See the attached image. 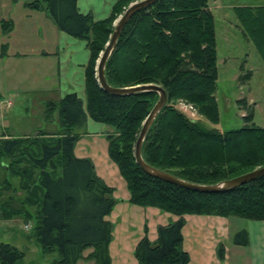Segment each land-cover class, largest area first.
<instances>
[{
	"label": "trees",
	"instance_id": "16d2710c",
	"mask_svg": "<svg viewBox=\"0 0 264 264\" xmlns=\"http://www.w3.org/2000/svg\"><path fill=\"white\" fill-rule=\"evenodd\" d=\"M78 0H36L24 7L45 12L58 31L83 40L89 51L84 69L85 107L74 94L45 104L43 120L58 115L55 134L0 139V168L4 196L2 218H20L30 226L41 256L54 255L49 264H111L108 252L112 224L107 220L116 201L114 190L96 175L88 159L73 150L88 117L112 129L107 134L108 157L126 183L129 204L155 208L178 220L157 228V240L139 241L134 258L138 264H188L182 248L184 216L240 218L264 222V177L233 190L205 194L188 191L144 174L134 160V145L141 126L158 100L153 92L114 97L104 93L96 79V62L113 31V23L131 4L117 0L108 18L94 21L79 14ZM212 0H158L134 14L123 28L116 48L105 66V79L113 88L156 85L167 102L149 129L141 150L146 164L178 179L198 185H215L264 166V128L253 123L254 111L244 100L243 126L220 133L180 112L175 104H191L207 122L219 123L217 43ZM243 33L257 40L256 28L264 7H233ZM11 31V21L1 22ZM260 28V26H259ZM264 33V30H262ZM261 31V32H262ZM5 55L2 51L1 56ZM264 62V56L262 54ZM243 70V64L240 66ZM251 72L239 76L249 80ZM4 160H8L5 163ZM17 180V186H13ZM239 247L249 245L246 231L233 237ZM91 252L84 257L83 253ZM224 248H217L224 260ZM25 253L0 243V264H23Z\"/></svg>",
	"mask_w": 264,
	"mask_h": 264
},
{
	"label": "crops",
	"instance_id": "0c3cea01",
	"mask_svg": "<svg viewBox=\"0 0 264 264\" xmlns=\"http://www.w3.org/2000/svg\"><path fill=\"white\" fill-rule=\"evenodd\" d=\"M116 1L78 0L76 9L79 14L91 15L94 21H101L109 17ZM253 7H264V5ZM259 15L263 20L260 22V28L256 26L260 31V34L256 36V41L243 33L239 23L235 28L239 38L237 48L239 46L240 51L239 58L236 59L242 60L243 68L252 53L258 55L263 61L264 11L259 12ZM40 19L50 21L45 12L29 10L21 15L19 21L9 20L12 23L9 33L4 34L0 26V43H2L0 46V105L5 103L6 109H12L14 103L10 98L18 92L38 94L43 98H48L36 107V112L33 109L31 114L35 117L39 115L40 119V122L38 120L40 126L35 133L55 134L58 131V115L54 113L53 119L46 123L43 120L45 104L58 102L66 95L74 94L85 107L84 69L89 60V51L85 41L72 38L58 31L56 27L51 29V38L40 35L37 49L26 47L25 45L30 41L36 43V37L26 34V31ZM21 28H23V33L17 35L16 31ZM2 51L5 52L3 56H1ZM250 72L253 74L252 71ZM6 116V113L2 116L4 121H6L4 119ZM2 128L7 129L5 124ZM111 131L110 128L95 123L87 117L85 128L80 133L73 153L78 159L90 160L96 175L106 186L114 190L113 198L116 203L107 217V220L112 224V240L108 247L111 264H138L134 258V250L145 236V228L148 240L155 242L157 228L175 223L178 217L163 213L155 208H142L129 204L126 183L120 176L117 166L108 157L105 136ZM5 133L10 136L4 137L5 139L27 135L15 137L8 134L7 131ZM183 219L185 224L182 229V248L189 256L188 264H226L225 249L224 260L221 261L217 256V248L222 245L220 240L224 236H229V218L187 215ZM3 221L6 223L16 222L24 226L20 218ZM30 226H24L25 230ZM27 234H22V237L28 244L23 249L16 247L25 253L23 263L49 264L56 257L55 254L41 256L39 248L33 240L27 238ZM90 252L91 250L89 252L86 250L83 256L86 257ZM28 254L36 255L35 261L26 262V259H31ZM78 264L92 263L79 261Z\"/></svg>",
	"mask_w": 264,
	"mask_h": 264
},
{
	"label": "rangeland",
	"instance_id": "374dc122",
	"mask_svg": "<svg viewBox=\"0 0 264 264\" xmlns=\"http://www.w3.org/2000/svg\"><path fill=\"white\" fill-rule=\"evenodd\" d=\"M32 1L36 0H0V22L9 21L11 19L19 21L21 15L29 11L24 5ZM210 5L215 19L217 43L218 78L215 97L218 104L219 123L215 125L207 122L197 113V110L191 104L179 101L175 106L190 119L202 123L204 129L216 130L220 133H224L243 126L242 118L247 113L238 106L237 101L244 100L254 111L253 123L258 127L264 128V63L258 55L252 53L244 66L245 69L243 68L242 71H239L242 60L238 61V59H236L237 57L239 58L240 52L239 46L237 48V44H239L238 33L235 30L238 22L232 11L233 7L264 5V0H212ZM35 23L36 24L31 25L26 31V34H31V37H36V43L30 41L25 45L31 49L33 47L37 49L39 46L38 41L40 35L51 38V29L55 28L51 20L47 22L40 19ZM22 33L23 28L16 31L17 35ZM1 45L2 43H0V46ZM246 71L253 72V74L251 73L250 79H238V77L244 75ZM46 99L48 98H43L38 94L18 92L10 98L14 103L12 109H6V104L2 103V105H0V139L2 134L6 131L8 134L15 137L24 136L26 134V136H34L36 134V129L40 126L38 124V120L40 122V119L39 115H36L37 117L34 115L32 116L31 112L33 109L36 112V107ZM4 113L7 114L4 118L6 121L2 118ZM4 124L7 128L5 129L6 131L2 128ZM112 132L113 131H111V133ZM4 135H6V133ZM4 162L8 163L9 161L4 160ZM4 177V171L0 168V186ZM12 183L13 186L18 185L17 180H13ZM5 193L6 192L0 190V205L2 206L3 200L6 199L4 196H8V194ZM2 215L0 207V243L10 244L19 249H23L28 243L24 240L22 234L29 233L30 228L25 230L22 224L16 222L6 223L3 221L4 219H1ZM228 222L229 236H224L220 240L226 252V264H264V222L250 221L235 217L229 218ZM240 231H246L248 233L249 245L247 247H239L233 244L234 235ZM87 251L89 252L90 249ZM28 256H30L31 259H26V262H30L31 260L35 261L36 255L33 256L32 254H28Z\"/></svg>",
	"mask_w": 264,
	"mask_h": 264
},
{
	"label": "water",
	"instance_id": "95a60500",
	"mask_svg": "<svg viewBox=\"0 0 264 264\" xmlns=\"http://www.w3.org/2000/svg\"><path fill=\"white\" fill-rule=\"evenodd\" d=\"M158 0H140L134 3H131L123 13L117 18L113 25L112 34L104 48V50L100 53L99 58L96 62V79L99 85V88L106 94H109L114 97H122V96H131L138 93H147L153 92L158 95V100L155 105L149 112L148 116L144 120L138 137L136 139L134 145V160L141 171L147 176L160 180L162 182L171 184L173 186L192 191L199 192L205 194H218L233 190L237 187L244 186L248 183H251L258 178L264 177V166L257 168L251 172L238 176L236 178L222 181L215 185H198L186 182L184 180L178 179L168 173L162 172L155 168H152L148 164L144 162L141 156L142 145L144 139L154 123V120L161 112L163 107L167 102V94L166 92L159 86L156 85H138L130 88H113L109 86L105 79V66L111 57L114 49L116 48L118 38L120 34L127 24V22L131 19V17L139 12L140 10L147 9L156 3Z\"/></svg>",
	"mask_w": 264,
	"mask_h": 264
}]
</instances>
